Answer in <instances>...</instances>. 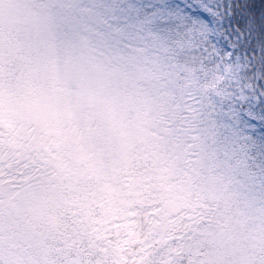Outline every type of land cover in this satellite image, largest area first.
<instances>
[{
    "label": "snow or ice",
    "instance_id": "6c2138e0",
    "mask_svg": "<svg viewBox=\"0 0 264 264\" xmlns=\"http://www.w3.org/2000/svg\"><path fill=\"white\" fill-rule=\"evenodd\" d=\"M0 264H264V0H0Z\"/></svg>",
    "mask_w": 264,
    "mask_h": 264
}]
</instances>
